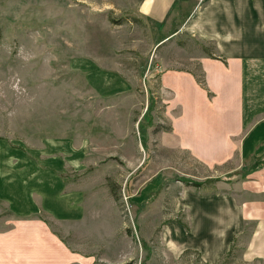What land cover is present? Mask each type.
Returning <instances> with one entry per match:
<instances>
[{
  "label": "rangeland",
  "instance_id": "1",
  "mask_svg": "<svg viewBox=\"0 0 264 264\" xmlns=\"http://www.w3.org/2000/svg\"><path fill=\"white\" fill-rule=\"evenodd\" d=\"M140 1L0 0V215L40 208L94 264H205L177 251L183 206L255 161L209 167L179 147L160 77L199 75L211 44L177 33L181 19L150 22Z\"/></svg>",
  "mask_w": 264,
  "mask_h": 264
},
{
  "label": "crops",
  "instance_id": "2",
  "mask_svg": "<svg viewBox=\"0 0 264 264\" xmlns=\"http://www.w3.org/2000/svg\"><path fill=\"white\" fill-rule=\"evenodd\" d=\"M200 1L141 0L138 6L153 23L170 26L181 19L177 33L211 44L216 57L199 56L211 97L189 70L170 69L160 77L171 95L169 131L180 148L209 167L239 156L238 164H255L244 179L223 181L219 191L184 204L190 221L177 223V251L191 249L205 264H223L239 247L238 264H264V0ZM11 204V214L0 215V264H94L62 242L39 218L40 208Z\"/></svg>",
  "mask_w": 264,
  "mask_h": 264
},
{
  "label": "trees",
  "instance_id": "3",
  "mask_svg": "<svg viewBox=\"0 0 264 264\" xmlns=\"http://www.w3.org/2000/svg\"><path fill=\"white\" fill-rule=\"evenodd\" d=\"M209 56L212 57V58H216L212 54H210ZM191 73L194 76L196 82L199 84V86L201 88H203L204 90H206L207 93H208V95H209V97H211L212 96V93L210 92L209 88L207 87L206 80H205V74H204L203 70L200 68V74L199 75L198 74H195L193 72H191ZM151 109H152V107H151ZM141 141L145 145V140L144 139L143 140L141 139ZM215 180H219V179H213V181H215Z\"/></svg>",
  "mask_w": 264,
  "mask_h": 264
}]
</instances>
